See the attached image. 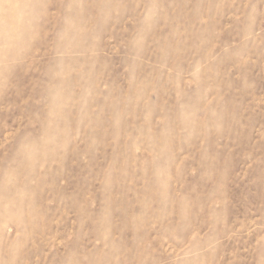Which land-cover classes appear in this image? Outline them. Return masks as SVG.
Wrapping results in <instances>:
<instances>
[{
    "label": "rangeland",
    "instance_id": "374dc122",
    "mask_svg": "<svg viewBox=\"0 0 264 264\" xmlns=\"http://www.w3.org/2000/svg\"><path fill=\"white\" fill-rule=\"evenodd\" d=\"M0 264H264V0H0Z\"/></svg>",
    "mask_w": 264,
    "mask_h": 264
}]
</instances>
